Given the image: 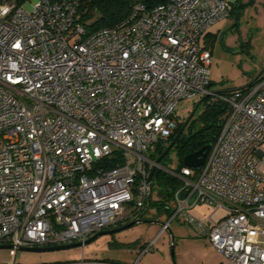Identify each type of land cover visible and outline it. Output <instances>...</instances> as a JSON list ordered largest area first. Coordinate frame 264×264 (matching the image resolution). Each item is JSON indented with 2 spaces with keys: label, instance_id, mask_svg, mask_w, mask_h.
<instances>
[{
  "label": "built area",
  "instance_id": "built-area-1",
  "mask_svg": "<svg viewBox=\"0 0 264 264\" xmlns=\"http://www.w3.org/2000/svg\"><path fill=\"white\" fill-rule=\"evenodd\" d=\"M80 1L0 0V245L60 246L142 219L151 151L175 131L178 104L198 99L228 109L203 165L166 171L181 182L170 221L232 264H264V78L209 89L204 39L229 0L137 4L91 34ZM199 206L210 213L195 219Z\"/></svg>",
  "mask_w": 264,
  "mask_h": 264
},
{
  "label": "rangeland",
  "instance_id": "rangeland-1",
  "mask_svg": "<svg viewBox=\"0 0 264 264\" xmlns=\"http://www.w3.org/2000/svg\"><path fill=\"white\" fill-rule=\"evenodd\" d=\"M227 25L208 40L211 51L210 91L236 90L250 84L264 69V0H233ZM198 99L184 100L176 114L182 119ZM202 110H197L198 115ZM154 152V149L151 153ZM175 150L167 154L165 171L177 166ZM170 174V173H169ZM155 190L143 220L126 230L104 235L88 245L62 251L26 252L0 249V264H54L81 257L118 264H232L220 255L195 228L154 206ZM173 211L174 204H168ZM164 227V225H166ZM173 250L171 253V244Z\"/></svg>",
  "mask_w": 264,
  "mask_h": 264
},
{
  "label": "trees",
  "instance_id": "trees-1",
  "mask_svg": "<svg viewBox=\"0 0 264 264\" xmlns=\"http://www.w3.org/2000/svg\"><path fill=\"white\" fill-rule=\"evenodd\" d=\"M166 1L167 0H81L79 4L80 21L85 26L86 33L91 34L101 29L115 28L120 25L130 16L133 7L137 4H142L151 8ZM262 77L264 78V71L247 86ZM247 86L236 90L244 89ZM231 91L234 90L219 93L228 94ZM198 107H202L201 112L190 119L180 137L170 150H175L178 159L176 169L173 171L177 172L184 166L182 160L186 155L194 153L207 145L210 147L214 145L228 109L226 104L220 101H216L210 105H206L205 101H203ZM185 120V117L180 119L176 115L177 127L175 131L172 136L167 139L168 142L166 144L162 145V143H158L155 146L154 152L149 156L152 162L163 153L168 143L174 140ZM166 158L167 155L160 161L161 168L157 169L154 173L152 191L155 190L156 201L154 202V206L156 209L167 213L169 217H171L175 209H173V211L169 210L168 204L173 202L174 194L179 189L181 182L177 177L164 170ZM143 218L144 215L142 216V219Z\"/></svg>",
  "mask_w": 264,
  "mask_h": 264
},
{
  "label": "water",
  "instance_id": "water-1",
  "mask_svg": "<svg viewBox=\"0 0 264 264\" xmlns=\"http://www.w3.org/2000/svg\"><path fill=\"white\" fill-rule=\"evenodd\" d=\"M264 69L261 71V73L259 74V76L263 73ZM202 101V100H201ZM201 101H199L195 107L191 110L190 114L188 115V117L186 118L183 126L181 127V129L179 130V132L177 133L176 137L174 138V140L167 146V148L163 151V153L156 158V160L154 161V165L152 166L149 175H148V181L151 183L153 180V176L154 173L157 169L161 168L160 165V161L169 153V151L172 149L173 145L175 144L176 140L180 137L181 133L183 132L184 128L186 127V125L188 124V122L190 121V119L194 116L199 104L201 103ZM210 151V146L207 145L203 148H201L200 150L188 154L186 155L182 162L183 165L188 167V168H197L203 165L208 153ZM146 221L139 218V219H135L132 220L124 225L115 227V228H110V229H106L100 232L95 233L94 235H92L91 237H89L88 239L84 240V241H79V242H73L70 244H65V245H60V246H50V247H20L18 249H15L13 246L11 245H0V249H13L15 251L20 250V251H26V252H52V251H62V250H67V249H72V248H78V247H83L85 245L90 244L91 242L95 241L97 238L104 236V235H112L115 233H118L120 231L126 230L136 224H140V223H145ZM171 253L173 250V241H171ZM173 255V253H172Z\"/></svg>",
  "mask_w": 264,
  "mask_h": 264
},
{
  "label": "crops",
  "instance_id": "crops-1",
  "mask_svg": "<svg viewBox=\"0 0 264 264\" xmlns=\"http://www.w3.org/2000/svg\"><path fill=\"white\" fill-rule=\"evenodd\" d=\"M233 0H229L231 3ZM227 25L226 21H218L215 23L206 33L205 35V46L208 47V40L212 37L217 36L221 31L224 30L225 26ZM212 83L210 79V84ZM190 215L195 219H201L206 215H209L210 210L205 206H199L189 211Z\"/></svg>",
  "mask_w": 264,
  "mask_h": 264
},
{
  "label": "flooded vegetation",
  "instance_id": "flooded-vegetation-1",
  "mask_svg": "<svg viewBox=\"0 0 264 264\" xmlns=\"http://www.w3.org/2000/svg\"><path fill=\"white\" fill-rule=\"evenodd\" d=\"M196 103H197V101H196V102H193V104H192V106H191V109L188 111V113H187V115L185 116V118L188 117V115L190 114L191 110L195 107ZM198 108H199V107H198ZM198 108H197V110H198ZM197 110H196V112H195L194 115H196ZM193 117H194V116H193ZM172 141H173V140H172ZM167 142H168L167 140L164 141V142H162V145L166 144ZM169 144H170V143H168V145H169ZM168 145H167V146H168ZM130 221H132V220L124 219V220H122L120 223H118L117 225H115V226H113V227H111V228H115V227H118V226L124 225V224H126V223H128V222H130ZM109 229H110V228H109Z\"/></svg>",
  "mask_w": 264,
  "mask_h": 264
}]
</instances>
